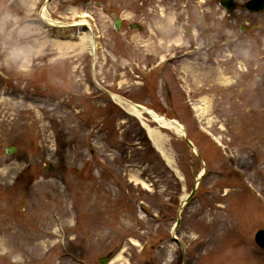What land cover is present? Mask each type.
I'll list each match as a JSON object with an SVG mask.
<instances>
[{
	"label": "rangeland",
	"instance_id": "obj_1",
	"mask_svg": "<svg viewBox=\"0 0 264 264\" xmlns=\"http://www.w3.org/2000/svg\"><path fill=\"white\" fill-rule=\"evenodd\" d=\"M124 1L52 0L46 15L71 25L88 14L95 36H103L97 39L103 62H96V81L187 127L209 174L172 235L179 201L189 194L201 169L197 159L181 138L143 116L161 137L159 143L149 140L139 121L97 88L87 46L76 44L79 27L62 29L39 22L45 0H0V66L11 67L0 71V171L17 167L6 187L0 182V252L13 255L0 258V264L29 252L41 258L44 251L45 264H99L100 258L115 257L123 249L112 264H264V254L253 244L255 232L264 230V210L233 169L239 165L245 170L264 201V98H251V91L260 93L263 87L253 80L250 96L246 88L241 96L244 75L236 70L237 65L264 64V40L262 48L251 51L248 35L239 36L236 29L238 62L217 51L212 60L220 59L219 66L179 65L182 75L194 81L188 82L191 91L199 93L193 95L195 105L206 106L203 116L196 117L169 65L141 80L139 62H124L140 55L138 36L126 44L110 28V8L124 24L138 19L122 12ZM9 34L11 45L6 44ZM61 44L72 47L61 49ZM30 68L33 73H20ZM159 71L166 85L162 93L172 108L161 107L155 97ZM221 76L230 84H221ZM4 100L20 103L23 109L46 102L50 114L68 115L70 127L76 128L67 133L59 118H47L43 135L31 112L17 120ZM250 110L255 111L254 120ZM253 127L260 128L262 137ZM10 145L17 152L8 157L5 149ZM159 145L168 160L159 156ZM47 163L53 172L43 170ZM133 174L146 186L131 182ZM59 221L65 226V246L55 235ZM26 257L31 263L41 262Z\"/></svg>",
	"mask_w": 264,
	"mask_h": 264
},
{
	"label": "bare ground",
	"instance_id": "obj_2",
	"mask_svg": "<svg viewBox=\"0 0 264 264\" xmlns=\"http://www.w3.org/2000/svg\"><path fill=\"white\" fill-rule=\"evenodd\" d=\"M40 19L43 22H46L48 25L50 26H57V27H61V28H67L70 27L71 25H65V24H61L58 22H54L49 20L46 17V13H45V9H42L40 12ZM7 26H10V21L7 23ZM73 26L76 27H80L81 28V32H78V40L79 42L76 44H81L84 46L86 45L88 47V51L91 52L92 50H94V44L92 43L91 39V32L89 31V26L86 25V23L84 22H80V23H76ZM6 44L11 45V38H10V34L8 35V39L6 40ZM61 49H67V48H71L72 46L70 45H65V44H61L58 45ZM76 46V45H75ZM9 69H7V67H4L3 65L0 66V71L1 72H8ZM222 83V82H221ZM223 84V83H222ZM112 101L115 103V105H117L121 110H123L126 114L135 117L136 119H138L142 126L146 129L148 135L150 138H152V140L154 142H158L160 140V138H158L157 136V132L151 128H149L145 123H144V119L142 117V113L133 105L127 104V102L121 100L120 98L116 97V96H111ZM3 104L5 105H9L10 109L14 110L17 120H19L23 114H28L29 112H31V114L34 115V122L35 124L39 125L40 124V130L41 133L44 135L45 133V126H44V121L45 119L49 118L51 120H55L57 118H59L58 120H60V122L62 123V126L64 128L65 131H67V133H71L76 127H70V122L71 119L68 115H64V116H60L59 113H54V114H50L49 113V109H48V104L46 102H43L42 104H40V107L37 108H33L31 105H29L27 107V109H23V107L19 106L20 103H12V102H8L6 100L3 101ZM21 107V108H19ZM199 112H200V116L204 114V107H199L198 108ZM147 113L150 114V117L152 119V121L157 124L160 128H166L167 130H171L174 133H176L177 135H180V129L178 127V123L174 121H167L164 117H161L159 115L154 114L152 111H148ZM180 127H182L179 124ZM183 128V127H182ZM16 168H4L3 170L0 171V182L4 181L3 186H6L5 181L7 179H9L12 175H15V172L17 171ZM130 181L135 182L136 184H141L146 186L145 182L140 179L138 177L137 174H133L130 176ZM121 257V254L119 255V259Z\"/></svg>",
	"mask_w": 264,
	"mask_h": 264
},
{
	"label": "flooded vegetation",
	"instance_id": "obj_3",
	"mask_svg": "<svg viewBox=\"0 0 264 264\" xmlns=\"http://www.w3.org/2000/svg\"><path fill=\"white\" fill-rule=\"evenodd\" d=\"M165 0H145V2L140 3L141 8L139 10V18L141 22L144 24L143 27L140 28L142 34V42L144 46L150 45L149 42H157L159 45L152 50L145 51L143 53V61L144 62H151V60L155 57V55L162 54L160 46H164L167 50L171 49L170 53H175V58L170 62H177L178 58L183 55L184 52L188 51L190 46L192 45L190 40V31H191V14L194 0H166L165 2V10L171 8L172 15L175 17V21L171 22V25L174 26H167L165 28L161 26H154L157 21H155L152 16L156 12V9L159 8L160 2ZM210 3L208 6L211 13L215 10L220 9V0H206ZM236 3V8L242 9V6H238L237 4L241 2V0H233ZM181 7V12L178 9ZM169 14V13H168ZM183 15L182 18L179 17ZM185 20V21H183ZM185 25V26H182ZM156 30H159L155 32ZM163 33V34H160ZM150 34H154V37H150ZM177 46H180L178 49ZM172 47V48H171ZM177 48V49H176ZM166 50V52H167ZM181 51V52H180ZM180 52V53H179ZM169 53V54H170ZM179 53V54H178ZM166 54V53H165ZM167 54L166 56H168ZM180 62V61H179ZM161 78H159L156 82L158 87L163 91V82L160 84ZM166 89V87H165Z\"/></svg>",
	"mask_w": 264,
	"mask_h": 264
},
{
	"label": "water",
	"instance_id": "obj_4",
	"mask_svg": "<svg viewBox=\"0 0 264 264\" xmlns=\"http://www.w3.org/2000/svg\"><path fill=\"white\" fill-rule=\"evenodd\" d=\"M13 152H14V150L12 149V150H10V152H8V153H13ZM255 241H256V243H257L262 249H264V232H258V233L256 234ZM104 262H105V260H104V261H101L102 264H103Z\"/></svg>",
	"mask_w": 264,
	"mask_h": 264
}]
</instances>
